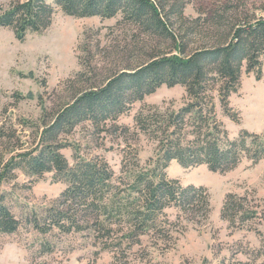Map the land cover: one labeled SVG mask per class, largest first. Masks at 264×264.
Listing matches in <instances>:
<instances>
[{
    "label": "trees",
    "instance_id": "obj_1",
    "mask_svg": "<svg viewBox=\"0 0 264 264\" xmlns=\"http://www.w3.org/2000/svg\"><path fill=\"white\" fill-rule=\"evenodd\" d=\"M54 3L74 17L121 15L122 22L169 44L153 49L145 57L134 54L125 67L108 69L105 74L91 75L97 67L92 66L91 59L82 58L84 70L69 81L75 91L57 108L46 111L41 128L37 127L36 147L25 150L19 142L15 147L22 151L9 160L0 151V186L10 170L20 169L36 179L53 172L54 180L65 183L66 188L42 218L31 220L34 227L43 233L53 228L65 233L88 228L102 242L117 249L138 242L141 235L150 232L171 237L176 224L169 220L168 208H177L178 218L186 217L197 228L208 223L212 212L209 189L183 185L179 179L168 176L167 168L176 160L185 168L206 165L211 171L224 173L236 168L243 159L252 163L264 159V132L243 129L231 138L216 111L217 98L224 113L239 122L240 113L231 106L230 97L242 86L243 70L256 75L258 80L262 78L264 16L234 17V4L220 3L205 11L203 21L199 17L192 27H186L187 3L180 0ZM54 13L48 0H13L8 8H1L0 27L12 29L16 38L24 41L29 32L42 34L52 24ZM173 16L178 17L180 24L176 25ZM202 23L210 26V39L189 48L190 34ZM83 51L91 54L88 47ZM164 84L184 86L186 102L179 109L153 105L137 112V129L156 143L157 157L153 162L143 167L137 150L126 152L118 177L103 158H85L76 153L75 162H69L62 149L71 143L64 136L70 135L77 125L88 121L98 132L109 131V122L116 121L135 102L144 100ZM14 97L17 101L24 99L19 92ZM17 131L14 127H0V139L14 136ZM256 199L252 193L226 196L222 216L231 229L258 231L256 225L264 220V209L259 210V203L251 204ZM20 226L21 220L0 195V234L14 233ZM186 226L182 224L183 231ZM253 254L254 259L263 258L264 262V239Z\"/></svg>",
    "mask_w": 264,
    "mask_h": 264
},
{
    "label": "rangeland",
    "instance_id": "obj_2",
    "mask_svg": "<svg viewBox=\"0 0 264 264\" xmlns=\"http://www.w3.org/2000/svg\"><path fill=\"white\" fill-rule=\"evenodd\" d=\"M12 1L0 0V12ZM48 2L55 13L52 24L42 34L29 32L25 40L20 41L12 29L0 27V127L18 130L14 136L0 139L3 143L0 151L5 160L22 151L15 147L19 142L25 150L36 147L39 142L37 127L41 128L46 111L57 108L75 91L69 81L84 70L82 58L91 59L92 66L97 67L91 75L105 74L108 69L125 67L134 54L145 57L153 49H163L169 44L155 35L141 32L133 24L122 22L121 15L74 17L66 15L54 0ZM180 2L187 3L186 27H192L199 17L203 21L205 11L220 3L234 4L237 9L231 12L234 17L264 16V0ZM173 21L176 25L181 22L176 16ZM202 24L190 34L189 48L210 39V26ZM84 47L91 49V54L85 53ZM15 92L24 99L17 101ZM185 102L184 86L164 84L144 100L135 102L116 121L109 122V131L98 132L88 121L80 123L70 135L64 136L71 145L62 152L71 164L75 162L76 153L85 158H103L118 177L126 152L137 150L141 166L146 167L157 157L156 143L137 129V112L153 105L179 109ZM230 102L240 113L239 122L224 113L216 98L218 118L231 138L237 137L243 129L264 132V60L260 80L243 70L242 86L231 95ZM113 127H126L127 130ZM167 174L183 185H202L209 189L210 220L197 228L186 217L178 218L177 208H168L169 220L176 224V230L170 232L171 237L150 232L141 235L138 242L117 249L102 242L88 228L70 233L57 228L46 233L36 229L31 220L42 218L44 211L60 198L66 184L56 182L53 172L36 179L20 169L8 171L1 181L0 195L3 203L21 220V226L14 233L0 234V264H264L263 258L253 257V251L263 244L264 220L256 225L260 232L247 228L233 230L222 216L229 193L255 194L257 199L251 200V204L259 203V210L264 209V159L258 163L243 159L236 168L224 173L211 171L206 165L185 168L172 160ZM182 224L187 225L185 231Z\"/></svg>",
    "mask_w": 264,
    "mask_h": 264
}]
</instances>
